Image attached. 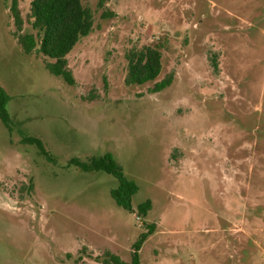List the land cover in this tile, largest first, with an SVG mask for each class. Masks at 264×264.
<instances>
[{
    "label": "rangeland",
    "instance_id": "374dc122",
    "mask_svg": "<svg viewBox=\"0 0 264 264\" xmlns=\"http://www.w3.org/2000/svg\"><path fill=\"white\" fill-rule=\"evenodd\" d=\"M19 2L31 32L32 0ZM98 3H85L94 31L68 56L70 86L23 51L0 0L14 125L0 120V264L130 262L148 225L141 264H264V0ZM143 46L160 47L162 73L127 86L126 55ZM107 154L139 186L133 211L113 199L115 176L70 164Z\"/></svg>",
    "mask_w": 264,
    "mask_h": 264
},
{
    "label": "trees",
    "instance_id": "16d2710c",
    "mask_svg": "<svg viewBox=\"0 0 264 264\" xmlns=\"http://www.w3.org/2000/svg\"><path fill=\"white\" fill-rule=\"evenodd\" d=\"M110 0H99V8H104ZM87 0H32L27 21L32 27L31 32L24 31L25 19L21 13L19 0H11L10 12L17 30L14 33L23 51L28 55H36L45 59L46 69L53 75L61 77L70 86H76L77 81L69 68L68 56L78 43L94 31L95 17L92 10L85 5ZM111 13L105 12L104 16ZM126 58L128 60V72L125 83L127 86H142L155 82L163 70V53L158 46H143L131 49ZM215 69H218L217 58L213 60ZM172 84V77L156 83L153 93L166 90ZM11 100L9 94L0 87V120L13 132L8 105ZM24 142L35 145L41 153L50 158V153L44 147L41 140L28 137ZM70 164L80 167L85 171H104L115 176L119 180V186L111 191L117 205L125 210L133 211V199L139 192V186L133 180H129L123 169L114 160L111 154L100 159L93 158L89 163L78 159H72ZM152 209V201L138 206L140 215L147 216ZM135 244L131 261H123L117 254L108 251L105 264H141V250L149 237L155 232V225H148Z\"/></svg>",
    "mask_w": 264,
    "mask_h": 264
}]
</instances>
